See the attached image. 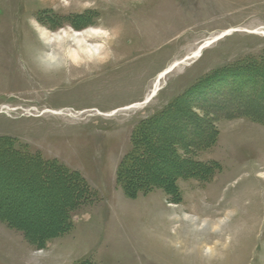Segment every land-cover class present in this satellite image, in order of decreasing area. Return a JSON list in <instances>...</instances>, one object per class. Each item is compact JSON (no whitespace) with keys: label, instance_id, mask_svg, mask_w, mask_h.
I'll return each mask as SVG.
<instances>
[{"label":"rangeland","instance_id":"obj_1","mask_svg":"<svg viewBox=\"0 0 264 264\" xmlns=\"http://www.w3.org/2000/svg\"><path fill=\"white\" fill-rule=\"evenodd\" d=\"M46 5L50 0H0V212L27 227L26 234L0 220V264H40L48 253L31 245L38 233H53L62 203L75 197L78 185L81 197L66 209L64 231L50 237L74 247L78 263L199 264L198 257H181L152 239L167 193L193 211H208L200 207L204 199L213 211L237 205L236 223L245 227L221 264H264V123L249 115L264 114L259 83L227 79L190 98L203 135L213 130L216 140L182 149L183 155L217 166L201 176H177L174 193L155 188L129 196L117 180L140 122L206 76L264 56V0H97L98 10L82 15L53 13ZM31 15L52 27L65 21L83 27L101 15L124 29L121 59L71 83L22 69L25 44L40 47L26 24ZM178 117L173 113L163 129H151L150 155L137 171L148 169L154 178L174 171L167 162L147 164L165 152L161 134L172 133L173 141L182 135ZM52 161L77 173L80 183L47 166Z\"/></svg>","mask_w":264,"mask_h":264},{"label":"clouds","instance_id":"obj_2","mask_svg":"<svg viewBox=\"0 0 264 264\" xmlns=\"http://www.w3.org/2000/svg\"><path fill=\"white\" fill-rule=\"evenodd\" d=\"M77 2L79 7L75 9L73 0H50V5L46 6L62 15L98 10L97 0ZM26 24L40 47L25 44L18 62L22 69L34 70L44 78L62 76L65 83H71L121 59L117 48L124 29L119 24H106L101 15L93 17V22L83 27H76L71 21L52 27L35 15L28 16ZM177 153L183 156L182 148L177 147ZM162 202L152 239L181 257H198L199 264H221L245 227L236 223L240 208L235 204L213 211V206L204 199L200 207L208 211H193L184 204L171 202L167 193L163 194ZM205 232L212 238H206ZM31 250L48 253L40 258V264H78L76 249L67 243H56L54 238H49L42 246L32 244Z\"/></svg>","mask_w":264,"mask_h":264},{"label":"trees","instance_id":"obj_3","mask_svg":"<svg viewBox=\"0 0 264 264\" xmlns=\"http://www.w3.org/2000/svg\"><path fill=\"white\" fill-rule=\"evenodd\" d=\"M218 71L201 79L190 90H188L187 92L179 96L177 99L172 101L171 104L166 107L162 112L140 122L136 126L132 135L133 148L129 155L124 158L117 172V180L129 196H135L140 191L148 192L155 188H163L169 193H174L177 191V176H201L200 172L203 169L207 168L209 170L210 168H214L215 166H217V164L214 162H212L213 164L207 163V165H204L199 161L189 158L187 156L188 153L183 156L177 153V147H180L185 150L184 152L189 151L190 149L191 151H194L196 150V147H209L214 144L216 140V134L213 130L211 131V133L203 135L205 133V129H203L204 127L199 123L200 116H196V114H193V110L191 109V107L189 108L191 101L190 98L193 97L199 90H202L203 92L201 93H204L207 89V86L212 85L214 82L227 81V79H231L233 83H241L243 85L246 83V81L253 82V84L259 83V91L257 92L256 90H253V93L254 91H256L258 93V96L263 99L264 56L259 59H251L248 61L241 62L239 63V65H233L229 69H224L219 72ZM173 113H176L179 116L177 120H174L178 121L176 128L181 129L182 135H179L178 139L176 141H173L172 133L161 134L160 140L165 143V146L162 147V150H164L165 152L163 155H161L162 158L160 160L150 161L147 166L149 168L150 166L155 165V162H167L169 166L173 167L174 171L171 172L166 178H163L164 176L160 178L148 176V169L137 171L136 165H139L141 168V165H143V161L147 160L148 155H150L147 154L148 152L146 153V147H149L152 144L150 138L151 129L153 127H157L160 130L163 129L160 126L163 124V122H165V120H171L172 118L170 117ZM249 115L251 116V118H254L255 120H259L264 123V114H259L254 111ZM185 127H187L186 131L184 130ZM140 147L143 148L142 151H140ZM166 154H169V156L171 154L177 159V162L175 158L172 160H167ZM24 155L29 158V161H33L39 164L40 161L36 159V156L34 157L31 154L27 155L26 153ZM47 166L53 167L57 172L64 174L65 177L73 179L75 181L77 180L80 183V181L78 180L79 177L77 173L69 172L65 167L58 165L54 161L49 162ZM205 173L210 172L205 171ZM80 186L81 185H78L74 198L68 199L62 203L63 205L59 215L61 219L60 224H57L54 227L50 228L51 230H53V233L51 235L43 237L40 233H38V235L36 236L37 244L42 245L47 239L52 236H55L56 233L59 234L61 233V231H64V228L66 226L65 220L67 219L68 214L66 209L69 206H73L74 203L81 197L82 187ZM0 220L6 222L11 227L22 230L23 233L27 234V227L20 226L17 221L11 219V217H9V215H6V213H4L3 215L2 212H0ZM78 264H87V262L83 261Z\"/></svg>","mask_w":264,"mask_h":264},{"label":"bare ground","instance_id":"obj_4","mask_svg":"<svg viewBox=\"0 0 264 264\" xmlns=\"http://www.w3.org/2000/svg\"><path fill=\"white\" fill-rule=\"evenodd\" d=\"M202 50H203V49H202ZM197 54H198V55L200 54V50L197 52ZM196 56H197V55H196ZM196 56H195V57H196ZM165 74H166V71L160 73L159 78H162ZM154 94H155V92H154ZM151 96H152V95H151ZM151 96H149V97L147 98V100H148Z\"/></svg>","mask_w":264,"mask_h":264}]
</instances>
